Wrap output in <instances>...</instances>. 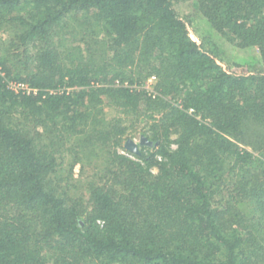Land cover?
I'll use <instances>...</instances> for the list:
<instances>
[{"label":"trees","instance_id":"1","mask_svg":"<svg viewBox=\"0 0 264 264\" xmlns=\"http://www.w3.org/2000/svg\"><path fill=\"white\" fill-rule=\"evenodd\" d=\"M2 31L0 264H264V0H0Z\"/></svg>","mask_w":264,"mask_h":264},{"label":"rangeland","instance_id":"2","mask_svg":"<svg viewBox=\"0 0 264 264\" xmlns=\"http://www.w3.org/2000/svg\"><path fill=\"white\" fill-rule=\"evenodd\" d=\"M178 11L185 19H191V22L188 23L191 38L201 46L212 50L223 66H227L229 60L236 61L239 63L237 70L241 71L247 68V62H253L254 60L259 59V53L256 48L252 47L247 49H239L226 37H223L219 33L213 31L205 22V20L196 15L194 12V7L190 2H185L181 5L179 4ZM78 27V20L68 19L67 24H65V26L59 32V36H56L55 39H58L59 37H66L69 40L67 41L68 44L71 46L81 44V33H79L80 29H78ZM72 32H74L73 35ZM0 34L2 36V40H5L8 37L7 31H2ZM154 82V78H149L146 87L152 89ZM106 114L108 117H111L114 113L112 109L107 107ZM133 140L134 142L139 141L137 136H135ZM91 170L92 169L90 165H85L82 169L81 164L78 163L75 165L73 170V179H79L81 177L80 174H82V178L84 179V177L91 173ZM67 171V166H63L62 174L67 173Z\"/></svg>","mask_w":264,"mask_h":264},{"label":"water","instance_id":"3","mask_svg":"<svg viewBox=\"0 0 264 264\" xmlns=\"http://www.w3.org/2000/svg\"><path fill=\"white\" fill-rule=\"evenodd\" d=\"M132 142H133L132 140H128L126 146H128V143H129V144H130V143L132 144ZM133 146H135V143H134V142H133Z\"/></svg>","mask_w":264,"mask_h":264},{"label":"built area","instance_id":"4","mask_svg":"<svg viewBox=\"0 0 264 264\" xmlns=\"http://www.w3.org/2000/svg\"><path fill=\"white\" fill-rule=\"evenodd\" d=\"M15 87H19V88L22 87V88H24L25 86L24 85H21V84H18V85H15Z\"/></svg>","mask_w":264,"mask_h":264}]
</instances>
